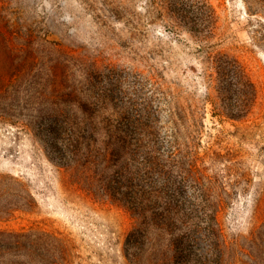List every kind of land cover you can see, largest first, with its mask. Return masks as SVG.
Masks as SVG:
<instances>
[{"label": "rangeland", "instance_id": "1", "mask_svg": "<svg viewBox=\"0 0 264 264\" xmlns=\"http://www.w3.org/2000/svg\"><path fill=\"white\" fill-rule=\"evenodd\" d=\"M225 53L259 89L241 121L214 114L205 97L202 67ZM58 113L92 118L83 128L139 126L163 147L191 146L222 189L227 243L244 248L264 223V0H0V176L32 197L29 212L0 214V227L64 232L69 264H131L129 210L89 193L46 153L61 145L49 133ZM20 191L0 186V205Z\"/></svg>", "mask_w": 264, "mask_h": 264}, {"label": "trees", "instance_id": "2", "mask_svg": "<svg viewBox=\"0 0 264 264\" xmlns=\"http://www.w3.org/2000/svg\"><path fill=\"white\" fill-rule=\"evenodd\" d=\"M201 75L214 114L237 121L252 114L259 89L237 57L209 56ZM55 120L49 133L52 144L61 145L54 153L45 146L49 158L70 168L89 193L120 203L135 219L123 247L131 264H264V223L252 230L244 248L227 243L218 217L222 189L198 167L191 146L163 147L154 130L139 126L83 128L80 123L93 119L76 113H58ZM33 132L42 139L41 132ZM0 186L21 188L0 205L6 220L30 211L32 197L18 179L0 176ZM73 249L69 236L57 229L36 223L0 227V264H69Z\"/></svg>", "mask_w": 264, "mask_h": 264}]
</instances>
